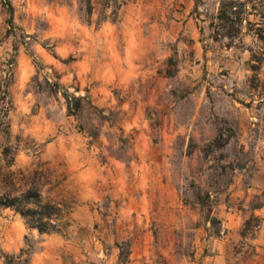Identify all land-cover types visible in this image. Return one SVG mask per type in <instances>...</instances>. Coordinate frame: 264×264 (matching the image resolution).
I'll list each match as a JSON object with an SVG mask.
<instances>
[{
  "label": "rangeland",
  "instance_id": "1",
  "mask_svg": "<svg viewBox=\"0 0 264 264\" xmlns=\"http://www.w3.org/2000/svg\"><path fill=\"white\" fill-rule=\"evenodd\" d=\"M40 163L66 225L0 208V264H264V0H0V181Z\"/></svg>",
  "mask_w": 264,
  "mask_h": 264
},
{
  "label": "trees",
  "instance_id": "2",
  "mask_svg": "<svg viewBox=\"0 0 264 264\" xmlns=\"http://www.w3.org/2000/svg\"><path fill=\"white\" fill-rule=\"evenodd\" d=\"M67 100L69 112L80 109L83 97H74L72 100L64 95ZM6 159L9 157V148L3 152ZM16 156L8 160L9 166L15 164ZM50 171L40 163L31 171H9L0 181V208H9L20 214L29 229L37 230L39 234H52L61 232L66 225L67 210L64 203L48 200L44 196L46 187L52 184ZM259 197V196H257ZM258 205L255 209H261ZM252 219L260 227V218L254 216L247 220L243 234L251 227ZM25 250L19 256L5 254V264H29L28 256L24 258ZM29 255V253L27 254ZM123 261V252L120 254Z\"/></svg>",
  "mask_w": 264,
  "mask_h": 264
}]
</instances>
